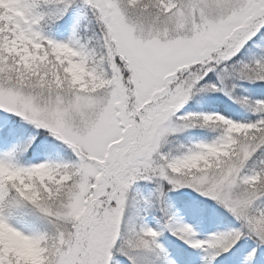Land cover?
I'll return each mask as SVG.
<instances>
[{
    "label": "snow or ice",
    "instance_id": "snow-or-ice-1",
    "mask_svg": "<svg viewBox=\"0 0 264 264\" xmlns=\"http://www.w3.org/2000/svg\"><path fill=\"white\" fill-rule=\"evenodd\" d=\"M235 81L264 89V0H0V264H264V97L188 110ZM184 188L236 226L131 212Z\"/></svg>",
    "mask_w": 264,
    "mask_h": 264
},
{
    "label": "rangeland",
    "instance_id": "rangeland-1",
    "mask_svg": "<svg viewBox=\"0 0 264 264\" xmlns=\"http://www.w3.org/2000/svg\"><path fill=\"white\" fill-rule=\"evenodd\" d=\"M55 34L60 35V33ZM235 83L237 87L231 97L229 95H225L223 92L206 93L204 94L206 99L196 104L194 107H188V110L204 113H219L236 121L253 119L254 117L252 113L248 112L240 103H238L236 98L244 96H248L250 99L261 98L264 97V89L258 88L254 84L247 81H235ZM214 136L215 133L210 132L207 129H190L186 132L178 134L176 137L171 138L172 143L167 145L166 149H171L175 154L177 147L180 144L188 145L195 141L210 140ZM165 187L167 188V186ZM152 188V183L142 181L133 186L132 192L148 194ZM195 196L196 193L187 188L177 189L175 191H166L165 201L161 204H157L155 208L146 212L139 211L138 209H132L131 212L134 216L141 217L149 226L159 228L164 221V217L160 209L165 207L170 212L175 214L176 219L179 214L182 215L185 221L189 222L188 224L194 228L201 238L207 237L210 233L223 231L227 228L236 226V222L233 218L222 207L215 204V202L208 201L206 203L199 204L200 209H206L207 211L193 210L192 204L193 197ZM200 198V201H204L203 197ZM211 205L219 209L209 210L208 208H211ZM179 208L182 209L180 210ZM221 210H224L225 214L222 213ZM160 239L162 244L169 251L175 249L178 244H182V242L178 241L176 237H170L167 231L162 232ZM184 247L187 248V245H184ZM204 255L205 253L202 250L189 249V264H201Z\"/></svg>",
    "mask_w": 264,
    "mask_h": 264
},
{
    "label": "bare ground",
    "instance_id": "bare-ground-1",
    "mask_svg": "<svg viewBox=\"0 0 264 264\" xmlns=\"http://www.w3.org/2000/svg\"><path fill=\"white\" fill-rule=\"evenodd\" d=\"M177 219H178L179 221L183 222V223H187V224L189 223V222H186L185 219H184V218L182 217V215H180V214L178 215Z\"/></svg>",
    "mask_w": 264,
    "mask_h": 264
}]
</instances>
